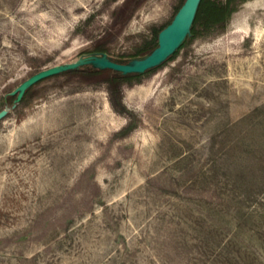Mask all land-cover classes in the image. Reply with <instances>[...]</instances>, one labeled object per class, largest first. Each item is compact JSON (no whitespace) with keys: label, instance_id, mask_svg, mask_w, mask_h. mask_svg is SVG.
I'll use <instances>...</instances> for the list:
<instances>
[{"label":"rangeland","instance_id":"374dc122","mask_svg":"<svg viewBox=\"0 0 264 264\" xmlns=\"http://www.w3.org/2000/svg\"><path fill=\"white\" fill-rule=\"evenodd\" d=\"M123 1L0 0V109L42 68L141 58L181 0L118 23ZM18 104L0 120V264H264V0L119 92L60 72Z\"/></svg>","mask_w":264,"mask_h":264},{"label":"trees","instance_id":"16d2710c","mask_svg":"<svg viewBox=\"0 0 264 264\" xmlns=\"http://www.w3.org/2000/svg\"><path fill=\"white\" fill-rule=\"evenodd\" d=\"M184 0H181L179 5L177 6L175 12L178 10L180 5L183 3ZM245 0H198L195 13L190 24L189 31L186 33L183 41L180 45L167 56V59H172L176 56L179 49L188 41L192 40L197 36H201L211 32L213 29H221L225 26L227 20L229 19L230 15L237 10L238 5ZM140 0H124L123 3L119 6H116L113 11L112 15L116 19H118V13L121 10L128 9L124 19L120 18L118 23H121L127 17H129L132 13L134 8L138 5ZM133 4L132 6H130ZM175 14V13H174ZM173 14V15H174ZM173 17V16H172ZM172 19V18H171ZM171 19H169L166 23H164L160 28L165 26ZM159 28V29H160ZM159 29H154L155 37L152 40L146 41L142 46L138 47L131 56H144L149 53L158 43V31ZM108 36L105 35L102 39L99 40L98 44L96 45L95 50L97 51H107L108 47L106 46ZM161 63L148 68L143 72H127L123 73L120 70H115L112 68L107 67H77L65 70L61 73H66L68 75H76L87 82H96V81H105L108 83L111 91L119 92L120 87L123 83H127L132 85L134 82H138L140 76L146 72L151 71L158 68ZM41 81V80H40ZM39 82V81H38ZM36 82V83H38ZM32 84L28 87L22 96L19 104L24 103L32 94V88L36 84ZM9 97L14 99L15 95L9 94ZM18 104V105H19Z\"/></svg>","mask_w":264,"mask_h":264},{"label":"water","instance_id":"95a60500","mask_svg":"<svg viewBox=\"0 0 264 264\" xmlns=\"http://www.w3.org/2000/svg\"><path fill=\"white\" fill-rule=\"evenodd\" d=\"M198 0H184L172 19L158 31L157 45L146 55L137 59L132 63L119 62L107 58L106 56H95L88 60H76L64 64H58L42 68L27 78L22 80L13 90L9 92L15 95L10 106H4L0 109V120L5 118L8 112L17 106L26 89L32 84L54 74L63 72L68 69L77 68L82 63L89 61L99 67H107L127 72H143L148 68L155 66L163 61L170 53H172L183 41L186 33L189 31Z\"/></svg>","mask_w":264,"mask_h":264}]
</instances>
